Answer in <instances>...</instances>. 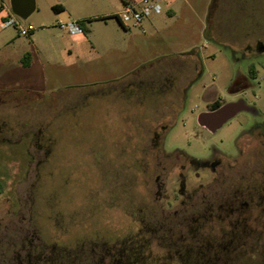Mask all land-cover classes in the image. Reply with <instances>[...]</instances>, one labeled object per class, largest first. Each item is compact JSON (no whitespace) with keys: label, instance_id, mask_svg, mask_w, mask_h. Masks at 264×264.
<instances>
[{"label":"rangeland","instance_id":"374dc122","mask_svg":"<svg viewBox=\"0 0 264 264\" xmlns=\"http://www.w3.org/2000/svg\"><path fill=\"white\" fill-rule=\"evenodd\" d=\"M176 10L134 38L86 20L82 67L0 63V264H264V0ZM214 99L244 108L213 131Z\"/></svg>","mask_w":264,"mask_h":264},{"label":"crops","instance_id":"0c3cea01","mask_svg":"<svg viewBox=\"0 0 264 264\" xmlns=\"http://www.w3.org/2000/svg\"><path fill=\"white\" fill-rule=\"evenodd\" d=\"M124 1L126 0H48L55 14L54 19L50 20L49 25L44 24L45 27H40L43 31H37L39 29L37 28L29 36H23L18 33L16 27L3 26L10 11L13 10L11 0H0V63L30 69L36 62L71 68L99 61L106 50L101 43L96 44L92 40L90 36L92 29L85 22L103 21L106 26L115 25L118 33H123L129 38L137 37L138 33L131 31L132 28L123 27L116 17L123 9ZM179 3L180 0H164L165 12L153 15L147 20L145 33L141 29L138 30L146 34L147 29L153 33H161L170 28L177 16L176 9ZM88 9L89 11H86ZM108 19L113 21H107ZM69 20L78 21L83 32L71 34L58 27L60 21ZM21 22L24 25L30 24L23 20ZM182 54L187 55L189 52Z\"/></svg>","mask_w":264,"mask_h":264},{"label":"built area","instance_id":"2783aa9c","mask_svg":"<svg viewBox=\"0 0 264 264\" xmlns=\"http://www.w3.org/2000/svg\"><path fill=\"white\" fill-rule=\"evenodd\" d=\"M164 0H126L123 9L117 14V19L125 28H138L145 33V23L155 14L162 11ZM4 27H16L18 33L23 36H29L37 28L33 24L24 25L16 14L10 11L7 19L3 23ZM58 27L71 34H79L83 32L80 23L76 20L66 22L60 21Z\"/></svg>","mask_w":264,"mask_h":264},{"label":"water","instance_id":"95a60500","mask_svg":"<svg viewBox=\"0 0 264 264\" xmlns=\"http://www.w3.org/2000/svg\"><path fill=\"white\" fill-rule=\"evenodd\" d=\"M11 7L17 16L27 19L36 9L35 0H11ZM244 107L240 104L225 105L218 112H216L217 121L223 124L231 115L235 112L242 110ZM211 113H202L198 117V121L201 124L207 125V120Z\"/></svg>","mask_w":264,"mask_h":264},{"label":"flooded vegetation","instance_id":"af4514ba","mask_svg":"<svg viewBox=\"0 0 264 264\" xmlns=\"http://www.w3.org/2000/svg\"><path fill=\"white\" fill-rule=\"evenodd\" d=\"M256 45L257 48L259 50L264 51V43H262V41H260V39H258L256 41ZM167 82H170L169 79H166ZM221 100L219 99H214L213 101L210 102V110L208 111V113H211V115H209L208 120H207V127L208 129L211 130H216L218 127H220L222 124L220 122L217 121V116H216V112H218L222 107H223V103L220 102ZM188 160V159H187ZM190 163L196 167H201V168H206V169H210L211 171H215L216 167L220 164V161L214 159L213 161H206L204 164L199 163L196 160H189Z\"/></svg>","mask_w":264,"mask_h":264},{"label":"trees","instance_id":"16d2710c","mask_svg":"<svg viewBox=\"0 0 264 264\" xmlns=\"http://www.w3.org/2000/svg\"><path fill=\"white\" fill-rule=\"evenodd\" d=\"M0 190H1V185H0ZM15 264H22V262L21 261H18Z\"/></svg>","mask_w":264,"mask_h":264}]
</instances>
